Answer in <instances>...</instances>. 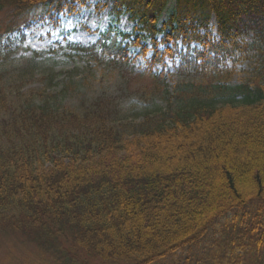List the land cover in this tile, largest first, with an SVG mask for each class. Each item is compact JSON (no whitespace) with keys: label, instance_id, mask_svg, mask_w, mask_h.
<instances>
[{"label":"trees","instance_id":"obj_1","mask_svg":"<svg viewBox=\"0 0 264 264\" xmlns=\"http://www.w3.org/2000/svg\"><path fill=\"white\" fill-rule=\"evenodd\" d=\"M85 2L0 0V30L57 25ZM113 3L133 31L71 54L113 74L131 66V45L152 50L141 75L153 88L137 99L155 109L128 121L120 95L59 110L24 92L36 58L0 63V246L17 235L36 264H264V0ZM244 60L254 67L235 83Z\"/></svg>","mask_w":264,"mask_h":264},{"label":"rangeland","instance_id":"obj_2","mask_svg":"<svg viewBox=\"0 0 264 264\" xmlns=\"http://www.w3.org/2000/svg\"><path fill=\"white\" fill-rule=\"evenodd\" d=\"M173 5L174 2L170 3L167 11ZM166 16L165 13L162 20ZM4 25L5 16L0 15V28ZM135 25L127 12H119L114 8L113 0H86L75 10L60 15L57 25L39 23L16 32H1V29L0 34L3 38L0 41V63L3 62L4 67L12 71L21 64L37 59L36 76L24 90L27 94L30 92L36 94L37 102L48 99L59 110L67 107L83 111L99 98L107 100L121 95L115 99L120 105V117L140 122L146 111L155 109L153 105H149V101L137 99L153 88L149 76L141 75L151 68L147 59L152 56V50L145 58L140 54V47L131 45L128 52V56L133 60L131 66L123 73H114V78L106 79L107 71L101 73L100 69L96 68V63L92 64L93 69L89 70L86 60L72 56L67 46L70 43L91 47L98 44L101 35L111 28L130 33ZM210 28L217 36V21L214 16ZM204 32L203 30L202 33ZM238 41L253 43V33L242 34ZM130 43V40L124 41V44ZM145 45L148 49L151 48L149 41ZM193 46L203 50L202 46L197 44ZM248 52L249 56L253 57L258 50L249 48ZM179 62V57L170 58L169 72L175 73ZM228 67H231V62ZM253 67L254 65L247 60L238 63L232 81L239 83L246 75V71ZM175 79L176 77L169 78L170 86H173ZM19 242L20 238L17 235H11L1 243L0 264H36L34 253L37 255V252L31 247L22 246Z\"/></svg>","mask_w":264,"mask_h":264},{"label":"bare ground","instance_id":"obj_3","mask_svg":"<svg viewBox=\"0 0 264 264\" xmlns=\"http://www.w3.org/2000/svg\"><path fill=\"white\" fill-rule=\"evenodd\" d=\"M35 24H37L36 22H34L33 24H32V26L33 25H35ZM31 26V27H32ZM27 28H30V27H27ZM96 68L98 69H100V67H98V66H96ZM100 71H101V69H100ZM108 74H110V75H108ZM115 74L113 73V74H111L110 72H108L107 74H106V79H112V78H114L115 76H114ZM97 76V75H96Z\"/></svg>","mask_w":264,"mask_h":264}]
</instances>
